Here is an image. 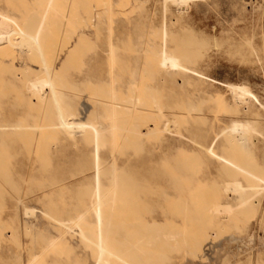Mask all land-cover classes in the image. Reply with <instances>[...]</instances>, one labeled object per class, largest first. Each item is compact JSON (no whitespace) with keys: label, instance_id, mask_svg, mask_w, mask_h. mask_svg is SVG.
Returning <instances> with one entry per match:
<instances>
[{"label":"rangeland","instance_id":"rangeland-1","mask_svg":"<svg viewBox=\"0 0 264 264\" xmlns=\"http://www.w3.org/2000/svg\"><path fill=\"white\" fill-rule=\"evenodd\" d=\"M41 3V0H0V6L18 14L39 9L41 12ZM81 15L91 25L85 26L88 35L64 59V52L72 47L74 32L79 29L78 24L68 25L66 20ZM49 17L61 21L63 35L57 39L55 48L59 57L55 65L62 64L57 71L62 85L74 81L83 83L85 76L88 78L91 74L87 81L93 85L98 83L103 90L118 91L119 77L130 72L138 55L143 82L156 88L160 113L164 115L167 106L183 105L184 96L175 95L180 88L187 92L192 88L182 85L179 77L174 80L177 87H173L171 78L163 75V68L153 64L158 46L164 41L170 53L187 54L185 64L202 74L197 76L204 81L200 86L206 90V101L196 104L193 113L204 116L202 128L210 135L206 144L216 133L228 131L233 122L249 117L256 119V125L261 124L259 129L263 134L258 137L264 138V0H187L180 4L173 0H54ZM107 46L110 82L103 51ZM93 51L96 56L90 54ZM4 59L7 64L0 61V119L14 120L24 113H38L44 104L33 102L30 110L24 103L34 97L25 92L13 93L12 86L3 83L9 64L19 63L17 56ZM158 71L160 75L151 82L150 74L153 77ZM227 85L245 88L248 85L250 102L241 105L244 114H236L232 108L236 100ZM94 92L95 89L92 92L87 88L83 91L90 103L96 97ZM51 109L50 103L46 112ZM169 127L170 132L165 134L170 139L162 143L151 160L162 155L165 172L169 167L166 164L185 161L189 174L194 175V181L184 184L185 187L201 191L206 196L201 201H209L210 192L221 185L216 165L192 161L188 146L180 144L186 142L185 128L179 125L174 128L172 124ZM48 135L39 133L32 139L24 137L0 143V264H84L79 234L83 225L81 221H71L82 209L80 195L72 188L59 189L87 174H81L76 166L77 151L82 146L64 141L62 148L54 151L56 140ZM156 135L149 136L148 145ZM130 152L129 143H123L114 150V158L107 156L104 178L121 171L127 174L132 168ZM253 152L264 177L261 147ZM232 216L231 221L223 218L219 222L210 217L201 220L197 227L181 230L164 226L156 246L150 249V264H264V214L258 219V209L233 208ZM54 220H62L73 229L58 235L61 230L53 225ZM198 237L210 245L196 260L184 254V250Z\"/></svg>","mask_w":264,"mask_h":264},{"label":"bare ground","instance_id":"bare-ground-1","mask_svg":"<svg viewBox=\"0 0 264 264\" xmlns=\"http://www.w3.org/2000/svg\"><path fill=\"white\" fill-rule=\"evenodd\" d=\"M53 1L41 0V12L39 9L25 14L0 6V61L7 64L4 58L16 56L19 61L17 66L9 64L3 83L10 88L12 86L13 93L21 95L25 92L34 97L24 103L29 109L33 102L44 104L38 113H24L14 120L0 119V143L24 137L32 139L35 134L47 132L56 140L54 151L61 149L64 141L72 142L73 146L81 144L76 166L81 174H87L73 184H63L59 189L72 188L80 195L82 209L71 221H81L83 225L79 234L83 242L84 264H150L149 252L156 246L161 228L171 226L181 230L197 227L201 220H209L210 217L218 222L223 218L231 221L233 208L243 211L258 209V219L261 218L264 214L261 210L264 205V177L253 156V150L260 147L261 155H264V138L258 137L263 134L259 129L261 124L256 125V119L252 117L237 120L228 131L216 133L206 144L210 135L202 128L204 116L193 113L196 104L206 101V90L200 86L204 82L200 77L202 74L185 64L187 54L170 53L164 41H160L155 53L157 60L153 64L163 68V75L171 78L173 87H177L174 81L177 77L182 79V85L192 87L187 92L181 90L180 84V91L175 95L184 96L183 105L167 106L164 115L160 113L156 88L143 82L138 55L130 72L119 77L118 91L103 90L98 83L93 85L87 81L92 76L89 73L88 78L85 76L88 84L74 81L62 85L57 78L62 64L57 67L55 61L59 57L56 55L57 39H61L63 34L61 21L49 17ZM173 1L180 4L187 0ZM66 23L78 24L79 29L74 32L72 47L65 46L64 59L88 35L85 26H91L82 15L68 17ZM60 49L62 51L64 47ZM103 51L109 74L108 46ZM90 54L97 55L96 51ZM160 72L153 77L150 74L151 82ZM107 79L109 82L112 79L110 74ZM227 86L236 100L232 108L236 114H244L241 105L249 104L248 85L246 88ZM86 88L92 92L95 89L96 97L92 103L88 101V94H83ZM50 103L52 109L48 113L46 109ZM250 113L252 116L256 114L252 110ZM169 124L174 128L178 125L185 128L183 136L186 142L180 144L188 146L192 161L206 166L216 165L221 185L210 192L209 201H201L206 198L201 191L185 187L184 184L194 181L185 161L166 164L169 167L165 172L161 164L162 155L151 160L162 148V143L170 139L165 134L170 132ZM156 133L148 145L149 136ZM123 143H129L131 147L128 156L132 168L128 175L121 171L109 179L104 178L107 156L114 158V150ZM175 172L181 175H175ZM53 225L61 230L58 235L73 229L62 220H54ZM61 226L65 229H60ZM229 241L235 244L234 239ZM209 243L198 237L188 243L184 254L197 260Z\"/></svg>","mask_w":264,"mask_h":264}]
</instances>
